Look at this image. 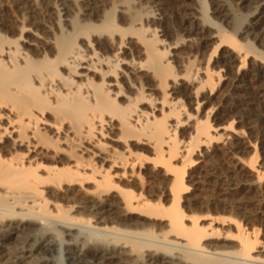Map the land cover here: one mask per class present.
<instances>
[{
  "label": "bare ground",
  "instance_id": "6f19581e",
  "mask_svg": "<svg viewBox=\"0 0 264 264\" xmlns=\"http://www.w3.org/2000/svg\"><path fill=\"white\" fill-rule=\"evenodd\" d=\"M161 1L0 0V264H264V217L193 193L257 94L264 131V0H199L167 43ZM227 4L257 14L228 30Z\"/></svg>",
  "mask_w": 264,
  "mask_h": 264
},
{
  "label": "rangeland",
  "instance_id": "374dc122",
  "mask_svg": "<svg viewBox=\"0 0 264 264\" xmlns=\"http://www.w3.org/2000/svg\"><path fill=\"white\" fill-rule=\"evenodd\" d=\"M71 1L73 3L75 0H70V3H71ZM112 1L113 0H105V5H106L107 9L110 8V4ZM229 1L233 2V0L232 1L229 0ZM161 2H163L166 5L167 14L169 15V17H171V19H173L175 21V27L173 28L172 35H171L172 39L170 36V39H168L166 41V43L171 41V40L176 39L177 38L176 36L183 35V33L181 32V29L185 27L183 25L187 24L189 19H192L193 17L198 19V21L201 19V16L199 14L200 13V6L198 3L199 0H186L185 2L182 0H163ZM77 3H78V1H77ZM73 5H74V7H76L75 4H72V6ZM143 5H144L143 8H145L147 6L146 3H143ZM247 5L248 4H242L240 6L242 9H240V10H238V8H237L238 5H233V6L230 5L231 7L228 4L225 5V10L227 12V13L226 12L225 13L228 16L229 23L231 22L230 24H228L226 26V28H228V26H229L228 30H233V28H236V26H237V28H242L240 26L242 23H243L242 26H244V24H246L248 22V20H251L252 17L255 16V14H257V11H255L253 9L255 7V5H253V4H251V6L250 5L247 6ZM209 7H211V6H209ZM71 10L74 13L76 12V10L73 7ZM120 10L121 9H117V12ZM235 10L237 11V13ZM210 12H208V15H211ZM157 13L158 12H156V14ZM237 14H239V15H237ZM241 16H242V19H241ZM71 17L72 18L74 17L73 14L71 15ZM156 17L161 18V16H158V15H156ZM239 19L242 20L240 25H238ZM235 22H236V24L237 23L238 24L235 25V27H234ZM223 24H225V23H223L220 20L216 21V25H218V26H221V27L225 26ZM68 31H69V29H67V32ZM239 33H240V31H237L236 35L238 36ZM242 38H244V36H242ZM187 40L188 39L185 40V42L183 43L182 48H181V49H184V53H186L189 49H194L196 46V43H194V42H190L189 44H187L186 43ZM254 47H256V48H258V50L260 49V51L264 52V50H262V49H264L263 45H261L259 43H255ZM189 52H190V50L186 54H189ZM196 57H197L198 61H201L203 59V57L200 54L197 55ZM237 66H238V63H236V65H235L234 72L237 71ZM224 79H225V77H224ZM228 82H229V79L223 83V86L221 88L219 87V92H218V94H216V98H218L219 100H221L222 97L226 96V91H225L226 88L225 87H226ZM242 85H244V84H242ZM257 85L258 84L253 82L251 79H246L245 85H244L245 88L247 89L246 93L256 95L257 91H258ZM258 96H259V94L256 95V100L251 101L249 103L250 104V105H248L249 107L248 106H241V107L235 109V111L237 113L236 116L242 115L241 116L242 118L237 119L235 122V129L238 132H241L242 135L240 133V134H238V136H235V135L230 133L231 135H233L234 137L237 138L234 140L236 145H238L236 150L235 151L233 150L234 152L232 151V153H229L226 151V149L224 147L222 148L221 144H219V143H218V145L214 144V147L210 148V150H208V152H206L207 153L206 155L208 157L206 156L207 158L200 160L204 163H199L196 166L194 176L196 177V179L198 178V181L202 185L204 184V187H201L202 185L198 182V186L201 187V190L199 187H197L196 190L193 191V193L195 192L194 193L195 195L194 194L193 195H194V197H197V198H198V196H199V198L200 197L204 198L207 195H220V196H222V194L223 195L228 194V193H230L231 195L234 194V196H235L234 202L238 201V203L236 202L235 204H238V207L241 208V210H240L241 212H239V213H243V214L246 213L248 215H250V213H251L252 214L251 216H256L258 218V220H260L264 217L263 216L264 215V178L260 181V183H258L256 180V177H257L256 176V170H259L261 173H264V131H262L261 128H259V124H257V122L254 118L253 119L255 121L252 120L251 117L249 119L250 111L249 112L247 111V109H249V110L253 109V108L256 109L257 105L262 106V104L259 103L261 98ZM218 101L216 100L215 103L217 104ZM202 103L204 104V101ZM252 104H253V106H252ZM190 105H192V104L190 103ZM203 106H204V111H206L209 108V106H207V105H203ZM216 106L217 107H215V108L217 109L219 105H216ZM220 124H221L220 122H218V124L216 123V125H218V127L221 126ZM234 137H233V139H234ZM254 152H256V154H257V162H256L257 166L255 165V167H256L255 171L249 170L246 167L247 166L246 161L253 155ZM161 179H162L161 177L158 178V180H161ZM206 183H209V184H218L219 183L220 186L215 193L212 188L205 186ZM227 184H230V185L236 184V186H238V190H233L232 188H235L234 186H231V188H227ZM19 238L21 239V237H19Z\"/></svg>",
  "mask_w": 264,
  "mask_h": 264
}]
</instances>
